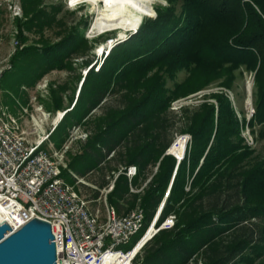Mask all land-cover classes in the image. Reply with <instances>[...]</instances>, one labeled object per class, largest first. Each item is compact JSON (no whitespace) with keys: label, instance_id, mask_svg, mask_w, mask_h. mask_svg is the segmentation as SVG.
Here are the masks:
<instances>
[{"label":"trees","instance_id":"trees-1","mask_svg":"<svg viewBox=\"0 0 264 264\" xmlns=\"http://www.w3.org/2000/svg\"><path fill=\"white\" fill-rule=\"evenodd\" d=\"M20 1V40L27 41L26 31L40 38L14 54V67L0 83L10 75L17 102L27 104L23 85L33 86L54 69L74 70V59L86 58L85 65H91L96 42L85 36L88 20L71 26L60 14L63 5ZM166 1L154 6L156 17L145 13L138 31L85 75L75 105L50 136L60 148L72 126L90 132L62 176L73 183L70 171L81 177L96 171L102 188L106 170L117 169L110 162L117 159L120 165L138 166L132 185L139 187L158 167L143 191L132 192L121 174L109 194L119 213L140 199L148 222L171 184L161 220L174 214L175 226L145 245L138 264H191L197 255L205 264H258L264 257V156L247 145L242 131L246 126L255 131L258 125L259 137H264V0ZM48 29L56 39L46 36ZM241 69L255 75L250 119L238 110V93L231 97L223 89L204 94L195 104L171 108L173 101L215 81L234 93ZM181 71L188 74L177 81ZM67 88L66 83L53 91L55 109L62 108ZM108 98L118 104L95 113ZM176 131L191 135L179 164L166 153ZM77 161L84 165L80 173L73 170ZM92 191L97 197L99 189Z\"/></svg>","mask_w":264,"mask_h":264},{"label":"built area","instance_id":"built-area-1","mask_svg":"<svg viewBox=\"0 0 264 264\" xmlns=\"http://www.w3.org/2000/svg\"><path fill=\"white\" fill-rule=\"evenodd\" d=\"M15 15L19 13L15 12ZM8 67H0V77ZM39 87L44 89L47 84ZM80 90L81 87L77 96ZM37 97L33 95L27 104H19V116L13 114L0 99V215L13 231L36 217L50 222L55 236L57 264H138V256L142 255L145 245L161 230L175 226L174 214L161 220L170 189L148 222L140 199L133 208L119 213L116 206L109 202V194L121 174L128 177L132 192L143 191L158 167L138 187L132 185L139 172L138 166L120 165L110 171L102 188H95L99 189L98 196L88 197L81 188V185L87 184L84 177L70 171L75 178L71 183L62 173L68 168L69 151L74 140L80 139L84 143L90 132L80 124L74 125L65 143L48 151L43 146L51 140L52 132L68 110L58 111L51 126H48L52 114L38 104ZM178 102L171 108H180L182 104L174 106ZM181 136L186 137L187 144L191 141V135ZM248 136L249 132L245 137ZM113 155L114 151L108 158ZM142 229L143 233L134 244L123 249L122 246L128 245ZM199 263L204 264L202 260Z\"/></svg>","mask_w":264,"mask_h":264},{"label":"rangeland","instance_id":"rangeland-1","mask_svg":"<svg viewBox=\"0 0 264 264\" xmlns=\"http://www.w3.org/2000/svg\"><path fill=\"white\" fill-rule=\"evenodd\" d=\"M46 3H55L58 5H63V9L61 11V15L65 17V20L72 26L75 24L80 23V20L82 18H86L88 20V27L85 31V36L90 39L93 42H96L94 44L92 54L90 58L93 59L91 65H85L86 58H78L74 59V70H68V69H54L46 74H44L33 86L29 85H23L21 87L22 90H24L28 94V102L30 100V97L33 95H37L38 104L43 105L44 109L47 112H51L52 116L51 119L48 121V126H51L52 119L56 116V113L58 111H64V110H70L73 108V106L76 103L78 90L81 87L80 84L83 81L85 75L90 70L91 67H93L95 70L100 68L103 64L104 58L109 54L110 50L119 43L124 42L127 40L131 34H134L138 31V28H134L130 31H128L124 36L120 32H124V29L114 30V31H107V32H101L96 33L92 32V26L96 20V13L94 12V7H92L88 2L85 1H78L73 3L72 7H69V0H44ZM157 4H163L167 5L166 0H156L151 8L146 12V15L150 14L151 16L147 17H156L157 12L154 9V6ZM0 7L3 8V12L0 15V67L2 66H9L4 73L7 71H10L13 69V63H12V57L14 54L19 50L22 49L24 46L29 44H34L39 40V35L31 32H25L27 36V41L22 42L19 38V29L17 27V18H23V9L22 4L20 0H0ZM155 10V14L153 12ZM15 12L19 13V15H15ZM141 25V24H140ZM81 27L83 25L81 24ZM56 33H54L53 30H46V36L48 38H52L53 40L56 39L55 37ZM98 40V41H97ZM15 42H18L19 44L16 45ZM109 43L112 44L111 47H109L105 53L102 51H99L102 46L108 45ZM106 52H108L106 54ZM84 59V60H83ZM3 73V75H4ZM186 71H181L177 75V81H182L187 76ZM2 75V76H3ZM0 77V79L2 78ZM254 73H250L245 71L244 69H241V71H237V80L235 83V89L234 93L227 90L225 87L218 86V83L221 81H215L212 82L207 88L204 90L198 91L194 94H191L187 97L177 99L172 102L171 107L175 102H178L174 106L177 107L179 104L187 105V104H195L203 99V95L210 92H216L220 91V89H223V91L227 92L230 96L231 94L235 95V93H238L236 97V102L238 105V110H244V115H246L247 119L254 114L255 108L253 104V97L252 93L249 94L247 88L249 85L251 86V91H253V85H254ZM10 75H6L4 78V82L0 83V99L3 105L8 106L9 110L15 114L16 116L20 115L19 109L20 105L18 104L16 97L17 92L15 91L14 87L10 85L9 83ZM68 85V88L65 92L62 94V103L63 106L60 109H55L54 107V100H53V91L58 90L59 86L66 84ZM47 84V87L44 89H40V85ZM173 81H169V85H172ZM45 90V91H44ZM43 91V92H42ZM252 100H251V99ZM211 101H214V99H211ZM235 101V100H234ZM27 102V103H28ZM250 102V104H249ZM20 103V102H19ZM22 103V102H21ZM20 103V104H21ZM118 101L115 99H110L103 103L100 107H98L95 111V113H101L104 110V107L106 105H117ZM177 105V106H176ZM173 109V108H172ZM237 110V111H238ZM94 113V114H95ZM62 121V120H61ZM28 122V121H27ZM25 123L23 122V125ZM181 125H178V127ZM66 128H70L69 124L65 125ZM82 127H84L82 125ZM72 128V127H71ZM84 129L88 131L85 127ZM64 130V129H63ZM89 132V131H88ZM249 132V136L245 137V135ZM61 132H59L58 135H60ZM189 134V133H186ZM181 135L184 134H178V131L175 132V139ZM190 135V134H189ZM242 135L246 140V143L248 146H250L252 149H255L257 153L264 156V137L260 138V126H256L255 131H252L250 127L246 126L243 131ZM175 139L173 141H175ZM55 139H52L45 143L43 146L48 151H51L53 148H58L56 145ZM83 141L80 139L74 140L72 143V148L69 151V159L76 153L80 152L79 149L81 148V145ZM52 143V145L50 144ZM189 144V143H188ZM187 144V145H188ZM170 155H173L171 153H167ZM174 156V155H173ZM120 163L117 159L112 160L110 162L111 166L119 167ZM76 167L73 168V170L77 173H80V170L84 168V165L82 162H76ZM109 170V171H108ZM106 170L105 178L110 173V169ZM102 177H100L98 172H93L89 174L87 177H84V180L87 184L81 185L82 191L85 195L92 198L93 197V191L96 190V187H99V184L101 183ZM68 182L72 183V180L68 179ZM171 185V184H170ZM170 189L169 187L167 190ZM166 190V192H167ZM165 192V195H166ZM144 229L140 230L136 235H134L131 239L128 245L122 246L123 249L131 247L134 242L141 236ZM200 255L194 256L193 259H191V264H197L199 262ZM200 264V263H199ZM205 264V263H204ZM258 264H264V257L258 261Z\"/></svg>","mask_w":264,"mask_h":264},{"label":"water","instance_id":"water-1","mask_svg":"<svg viewBox=\"0 0 264 264\" xmlns=\"http://www.w3.org/2000/svg\"><path fill=\"white\" fill-rule=\"evenodd\" d=\"M247 90L252 93L249 87ZM182 159L179 158L178 163ZM56 261L57 249L50 222L36 217L13 231L0 215V264H57Z\"/></svg>","mask_w":264,"mask_h":264},{"label":"bare ground","instance_id":"bare-ground-1","mask_svg":"<svg viewBox=\"0 0 264 264\" xmlns=\"http://www.w3.org/2000/svg\"><path fill=\"white\" fill-rule=\"evenodd\" d=\"M78 1L88 2L94 7L96 20L92 26V32L101 33L122 28L124 32L120 33L124 36L128 31L140 26L145 13L153 6L156 0H75V2ZM111 46V43L104 45L99 51L103 50V53H105ZM249 89H251L250 85ZM186 148V137L179 136L172 143L169 152L182 159ZM138 248L139 246L136 250Z\"/></svg>","mask_w":264,"mask_h":264},{"label":"clouds","instance_id":"clouds-1","mask_svg":"<svg viewBox=\"0 0 264 264\" xmlns=\"http://www.w3.org/2000/svg\"><path fill=\"white\" fill-rule=\"evenodd\" d=\"M72 5H73V0H69V7H72ZM108 52H106V54H107ZM252 97V96H251ZM252 100V99H251ZM250 119V118H249ZM185 155V154H184ZM176 157V156H175ZM184 158V157H183ZM176 159H177V157H176ZM177 163H178V161H177ZM180 163V162H179ZM178 163V164H179ZM177 164V165H178ZM176 169H177V167H176ZM176 169H175V171H176ZM171 186V185H170Z\"/></svg>","mask_w":264,"mask_h":264},{"label":"snow or ice","instance_id":"snow-or-ice-1","mask_svg":"<svg viewBox=\"0 0 264 264\" xmlns=\"http://www.w3.org/2000/svg\"><path fill=\"white\" fill-rule=\"evenodd\" d=\"M73 3H75V0H73Z\"/></svg>","mask_w":264,"mask_h":264}]
</instances>
